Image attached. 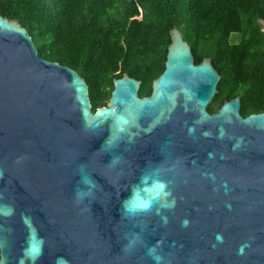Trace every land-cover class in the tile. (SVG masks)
Returning a JSON list of instances; mask_svg holds the SVG:
<instances>
[{
	"label": "water",
	"instance_id": "water-1",
	"mask_svg": "<svg viewBox=\"0 0 264 264\" xmlns=\"http://www.w3.org/2000/svg\"><path fill=\"white\" fill-rule=\"evenodd\" d=\"M170 38L149 95L125 73L94 109L0 14V264H264V111L210 112L220 72Z\"/></svg>",
	"mask_w": 264,
	"mask_h": 264
},
{
	"label": "trees",
	"instance_id": "trees-1",
	"mask_svg": "<svg viewBox=\"0 0 264 264\" xmlns=\"http://www.w3.org/2000/svg\"><path fill=\"white\" fill-rule=\"evenodd\" d=\"M0 14L28 29L42 57L85 78L94 109L125 73L150 94L176 25L196 63L209 56L221 74L210 112L236 95L242 115L264 111V0H0Z\"/></svg>",
	"mask_w": 264,
	"mask_h": 264
},
{
	"label": "clouds",
	"instance_id": "clouds-1",
	"mask_svg": "<svg viewBox=\"0 0 264 264\" xmlns=\"http://www.w3.org/2000/svg\"><path fill=\"white\" fill-rule=\"evenodd\" d=\"M143 179H145V180H147L148 178L147 177H144ZM134 195H135V192H134ZM77 196H81L82 197V194L81 193H77ZM148 205H146V207H147ZM125 210L126 211H129V212H131V211H133V209L130 207V201H127V202H125ZM184 223H187V221H185ZM217 239H219V237H217ZM152 251H154V249H149V252L151 253ZM155 259H159V257H155ZM64 264H67V261H64Z\"/></svg>",
	"mask_w": 264,
	"mask_h": 264
},
{
	"label": "rangeland",
	"instance_id": "rangeland-1",
	"mask_svg": "<svg viewBox=\"0 0 264 264\" xmlns=\"http://www.w3.org/2000/svg\"><path fill=\"white\" fill-rule=\"evenodd\" d=\"M237 38V37H236ZM109 100V99H108Z\"/></svg>",
	"mask_w": 264,
	"mask_h": 264
},
{
	"label": "flooded vegetation",
	"instance_id": "flooded-vegetation-1",
	"mask_svg": "<svg viewBox=\"0 0 264 264\" xmlns=\"http://www.w3.org/2000/svg\"><path fill=\"white\" fill-rule=\"evenodd\" d=\"M215 112V111H214Z\"/></svg>",
	"mask_w": 264,
	"mask_h": 264
}]
</instances>
